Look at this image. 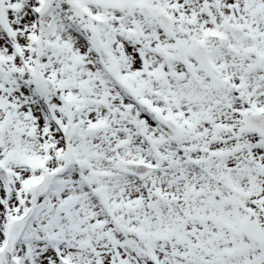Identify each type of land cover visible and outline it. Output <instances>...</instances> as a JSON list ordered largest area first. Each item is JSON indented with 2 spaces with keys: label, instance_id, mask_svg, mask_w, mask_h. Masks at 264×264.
<instances>
[{
  "label": "snow or ice",
  "instance_id": "obj_1",
  "mask_svg": "<svg viewBox=\"0 0 264 264\" xmlns=\"http://www.w3.org/2000/svg\"><path fill=\"white\" fill-rule=\"evenodd\" d=\"M0 264H264V0H0Z\"/></svg>",
  "mask_w": 264,
  "mask_h": 264
}]
</instances>
